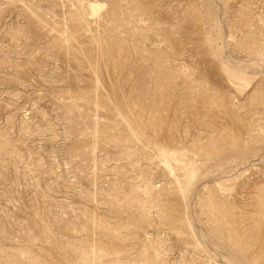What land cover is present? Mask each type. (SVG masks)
<instances>
[{
    "label": "rangeland",
    "instance_id": "obj_1",
    "mask_svg": "<svg viewBox=\"0 0 264 264\" xmlns=\"http://www.w3.org/2000/svg\"><path fill=\"white\" fill-rule=\"evenodd\" d=\"M0 264H264V0H0Z\"/></svg>",
    "mask_w": 264,
    "mask_h": 264
},
{
    "label": "bare ground",
    "instance_id": "obj_2",
    "mask_svg": "<svg viewBox=\"0 0 264 264\" xmlns=\"http://www.w3.org/2000/svg\"><path fill=\"white\" fill-rule=\"evenodd\" d=\"M88 6L90 7L92 11V15H96L97 13H99L101 9L104 8L105 3L102 4L100 2H89Z\"/></svg>",
    "mask_w": 264,
    "mask_h": 264
}]
</instances>
